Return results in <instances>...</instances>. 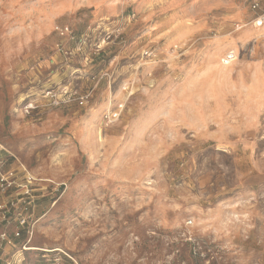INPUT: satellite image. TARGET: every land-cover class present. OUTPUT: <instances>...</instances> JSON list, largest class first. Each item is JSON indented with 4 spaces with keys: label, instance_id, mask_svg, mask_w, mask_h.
Masks as SVG:
<instances>
[{
    "label": "rangeland",
    "instance_id": "obj_1",
    "mask_svg": "<svg viewBox=\"0 0 264 264\" xmlns=\"http://www.w3.org/2000/svg\"><path fill=\"white\" fill-rule=\"evenodd\" d=\"M260 15L264 0H0V142L64 182L44 183L25 264L55 248L65 264H264Z\"/></svg>",
    "mask_w": 264,
    "mask_h": 264
},
{
    "label": "built area",
    "instance_id": "obj_2",
    "mask_svg": "<svg viewBox=\"0 0 264 264\" xmlns=\"http://www.w3.org/2000/svg\"><path fill=\"white\" fill-rule=\"evenodd\" d=\"M255 22L257 26L262 25L264 15H260ZM59 32L67 35L71 29L67 25L60 28ZM236 59V53L231 51L225 55L224 62L231 63ZM59 91L54 88L45 91V97L52 105L57 106L72 100V93L67 90ZM64 94L68 95L66 101L63 99ZM33 107L32 103L26 106L28 111ZM122 107L123 104L120 105ZM122 109L113 115L119 117ZM44 183L55 185L56 191L64 185V182L57 183L53 179L35 176L19 157L0 142V264H25L26 254L38 249H34L31 241L35 234V225L40 219L36 215V200L47 189ZM47 251L56 252L52 258L53 264H64V257H68V252L63 249Z\"/></svg>",
    "mask_w": 264,
    "mask_h": 264
},
{
    "label": "crops",
    "instance_id": "obj_3",
    "mask_svg": "<svg viewBox=\"0 0 264 264\" xmlns=\"http://www.w3.org/2000/svg\"><path fill=\"white\" fill-rule=\"evenodd\" d=\"M37 217H40V219H41V215H39V216H37ZM65 264V263H64Z\"/></svg>",
    "mask_w": 264,
    "mask_h": 264
}]
</instances>
